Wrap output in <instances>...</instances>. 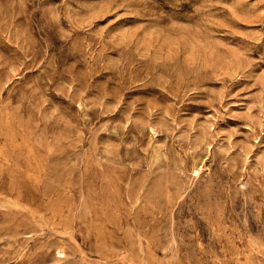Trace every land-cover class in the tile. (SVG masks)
Wrapping results in <instances>:
<instances>
[{
    "label": "rangeland",
    "instance_id": "rangeland-1",
    "mask_svg": "<svg viewBox=\"0 0 264 264\" xmlns=\"http://www.w3.org/2000/svg\"><path fill=\"white\" fill-rule=\"evenodd\" d=\"M0 264H264V0H0Z\"/></svg>",
    "mask_w": 264,
    "mask_h": 264
}]
</instances>
